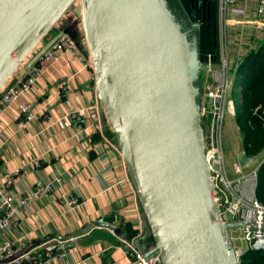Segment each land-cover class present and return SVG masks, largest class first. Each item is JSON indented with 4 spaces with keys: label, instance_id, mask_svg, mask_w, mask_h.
<instances>
[{
    "label": "water",
    "instance_id": "95a60500",
    "mask_svg": "<svg viewBox=\"0 0 264 264\" xmlns=\"http://www.w3.org/2000/svg\"><path fill=\"white\" fill-rule=\"evenodd\" d=\"M74 1L0 0V90L10 76L21 78L69 30L53 25ZM203 1L210 7L211 0ZM80 2L103 113L148 227L137 244L151 236L154 246L147 250L160 255L158 264H240L230 231L238 223L222 219L205 155L194 84L202 65L197 39L187 40L166 0ZM238 156L244 166L254 160L245 148ZM94 225L124 236L113 222L96 220L69 235L35 238L0 264L43 243L33 251L36 258L51 250L60 254L65 246L52 240L70 239ZM251 248L264 249V237H254Z\"/></svg>",
    "mask_w": 264,
    "mask_h": 264
},
{
    "label": "crops",
    "instance_id": "0c3cea01",
    "mask_svg": "<svg viewBox=\"0 0 264 264\" xmlns=\"http://www.w3.org/2000/svg\"><path fill=\"white\" fill-rule=\"evenodd\" d=\"M75 1L53 29H69L89 52L81 2ZM236 6L244 10L245 25L240 24L242 18L228 14L231 19L224 38L217 29L216 66H221L226 56L231 74L250 46L263 38L254 30V21L259 19L256 0L238 1ZM223 17L221 0H217V23ZM201 69L202 65L200 73ZM63 78L68 79V85L61 90L59 82ZM238 82L237 77L229 95L234 104L235 95L242 94L239 87L234 94L235 86L241 85ZM22 101L30 103L27 114L16 101L0 117V199L6 194L15 203L24 197L27 201L17 206L14 224L0 230V240H22L27 245L51 233L69 235L87 223L103 219L119 226L124 236L107 225H94L74 240H52L65 246L62 253L51 250L25 264H128L122 239L136 242L148 227L115 133L103 113L93 65L87 66L72 53L45 61L32 91L23 95ZM95 108L104 122L101 129L93 125ZM238 129L241 134L239 126ZM15 169L19 173L14 185L8 187L5 179ZM45 184H50L51 189L37 195L35 192ZM115 216L120 219L114 220ZM141 243L139 246L146 245L142 247L146 249L154 246L151 236Z\"/></svg>",
    "mask_w": 264,
    "mask_h": 264
},
{
    "label": "built area",
    "instance_id": "2783aa9c",
    "mask_svg": "<svg viewBox=\"0 0 264 264\" xmlns=\"http://www.w3.org/2000/svg\"><path fill=\"white\" fill-rule=\"evenodd\" d=\"M238 1L246 0H221L224 17L220 21L222 31L220 36L223 38L225 37V31L231 19L227 18L228 14L234 18H242L240 24L245 25L244 10L236 6ZM256 13L259 19L254 21V30L256 34L263 36V38L258 40H264V0H256ZM64 30L62 29V31ZM258 40L253 46H250L247 54L259 46V44H256ZM37 48H39V45ZM86 51V48L78 37L73 35L70 30L64 31L21 78L17 79L12 75L5 82L0 90V117L16 101L20 102V110L22 112L26 114L29 112L30 103L28 101H22V98L23 95L32 91L45 67V61L57 60L64 54L72 53L83 59L87 66H92L93 60L90 49L89 52L87 51L89 53L88 55H86ZM30 57V55L25 57L18 68L24 66ZM215 59V52L208 51L205 53L202 62V67L211 75L203 83L204 85L201 84L206 92L207 98L210 100L208 103L205 100L200 101V117L205 135V155L212 172L214 197L217 205L221 209L222 219L226 222L238 223L236 226L231 227L230 231L233 243L234 241H238V245H234V247L238 255L241 256L243 252L251 248V241L254 237H264V203L259 200L256 194L258 171L261 163H257L249 170L234 177L228 175L223 152V126L227 114L233 116L236 114V105L229 98V95L235 79L240 75L238 73V67H240L244 58L240 63L238 61L236 62L233 74L230 73V66L226 56L223 58L222 64L219 67L216 66ZM235 73H237L236 78L234 76ZM67 85L68 79L66 78H63L59 82L61 90L65 89ZM239 88L242 92L243 87L239 85ZM259 111L264 119V108H262L261 104L257 105L254 109V112ZM93 125L96 129H101L104 125L97 109L93 116ZM253 156L255 160L256 155ZM35 163L39 165L40 161L36 160ZM18 173L19 169H15L9 173L5 179L6 186L14 185ZM60 179L59 177L58 180ZM51 187L50 184H45L35 193L40 195L45 191H49ZM2 195L0 199V230L14 224L17 206L20 204L24 205L27 201L26 197H24L19 203H15L12 197L6 194ZM72 202H75V199ZM119 219L117 216L114 217L116 221ZM75 238L76 236H72L70 239L74 240ZM122 242L129 256L128 264H158L161 262V257L158 253L150 254L149 250L136 244L134 239L123 238ZM24 246L25 243L22 240H0V261L15 254ZM34 261H37V259L33 255V250H30L5 264H25L33 263ZM110 264L116 263L112 262Z\"/></svg>",
    "mask_w": 264,
    "mask_h": 264
},
{
    "label": "trees",
    "instance_id": "16d2710c",
    "mask_svg": "<svg viewBox=\"0 0 264 264\" xmlns=\"http://www.w3.org/2000/svg\"><path fill=\"white\" fill-rule=\"evenodd\" d=\"M215 23L206 28L201 38L202 58L208 51L215 54L218 52L217 33L213 27ZM238 73V83L243 90L241 100L236 105L235 120L240 127L243 148L250 155H256L264 149V119L260 111L254 112L259 104L264 108V41L245 56ZM237 87L236 85L234 94ZM256 194L264 203V161L258 171ZM151 239L153 241L152 237ZM240 264H264V249L249 248L240 256Z\"/></svg>",
    "mask_w": 264,
    "mask_h": 264
},
{
    "label": "rangeland",
    "instance_id": "374dc122",
    "mask_svg": "<svg viewBox=\"0 0 264 264\" xmlns=\"http://www.w3.org/2000/svg\"><path fill=\"white\" fill-rule=\"evenodd\" d=\"M80 1L76 0L75 3ZM167 5L175 18L178 21H181L179 19L180 15L183 14V9L181 7V4L177 0H166ZM76 5V4H74ZM182 24L183 30L186 32L187 35V40L190 41L192 39H197L198 41V46L199 48L201 47V38L198 37V33L192 29V25H189L188 22H180ZM216 29L221 30L220 22L217 23ZM220 32L217 30V35ZM264 40H261L260 42H257L256 44L260 45ZM41 44H43V40L40 41ZM40 44V45H41ZM39 45V46H40ZM201 51V48L199 49ZM31 56V55H30ZM202 58V56H201ZM203 62V58L201 59ZM211 77L210 73L205 70L203 67L201 69V73L199 72L198 77L194 80V84L199 87V96H198V101H203L205 100L206 103L210 102V100L207 98L206 92L204 91V88L202 85L203 83L206 82V80ZM202 84V85H201ZM239 87V85H237ZM237 87V89H238ZM241 100V93H237L235 95V104L239 103ZM242 136L239 133L238 125L236 123L235 117L233 115L227 114L225 121H224V126H223V152H224V158H225V166L226 170L228 172V175L230 177H234L235 174L237 173H242L250 168H252L254 165L257 163H263L264 161V149L260 151L258 154H256V159L254 162L248 166L241 165L239 162V152H240V147H242ZM261 166V165H260ZM259 166V168H260ZM240 173V174H241ZM239 175V174H238ZM233 233V232H232ZM235 234V232H234ZM234 245H238V241H234Z\"/></svg>",
    "mask_w": 264,
    "mask_h": 264
},
{
    "label": "flooded vegetation",
    "instance_id": "af4514ba",
    "mask_svg": "<svg viewBox=\"0 0 264 264\" xmlns=\"http://www.w3.org/2000/svg\"><path fill=\"white\" fill-rule=\"evenodd\" d=\"M183 9L180 15V22H188L192 25V29L198 33V37L202 38L206 32V28L211 24L215 32H217V0H211L210 7L203 0H177ZM198 1V4L196 2ZM209 1V0H208ZM45 39H43L44 41ZM201 48V47H200Z\"/></svg>",
    "mask_w": 264,
    "mask_h": 264
}]
</instances>
